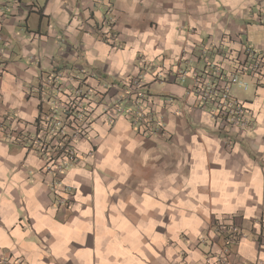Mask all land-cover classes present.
Segmentation results:
<instances>
[{
    "label": "crops",
    "instance_id": "obj_1",
    "mask_svg": "<svg viewBox=\"0 0 264 264\" xmlns=\"http://www.w3.org/2000/svg\"><path fill=\"white\" fill-rule=\"evenodd\" d=\"M263 23L264 0H0V124L34 131L37 89L51 72L77 74L94 91L89 134L76 143L83 163L63 177L70 208L54 205L40 157L0 132V260L205 264L206 253L210 262L220 254V221L243 234L233 263L264 264V90L250 79L247 90L233 88L249 124L231 129L227 146L189 81L167 73L182 50L184 64L198 66L206 43L264 49ZM110 34L116 45L104 41ZM136 75L163 118L159 134L101 114L99 98Z\"/></svg>",
    "mask_w": 264,
    "mask_h": 264
},
{
    "label": "built area",
    "instance_id": "obj_2",
    "mask_svg": "<svg viewBox=\"0 0 264 264\" xmlns=\"http://www.w3.org/2000/svg\"><path fill=\"white\" fill-rule=\"evenodd\" d=\"M17 3L18 0H13ZM109 11V10H108ZM114 18L107 19L108 26ZM264 25V23H263ZM105 36V35H104ZM104 41L116 45L113 35H106ZM184 55L176 58L174 68L167 71L180 82L189 81L186 87L198 106L205 109L216 131L223 134V141L231 146L230 130L247 128L248 108L242 100L232 93L234 87L247 90L253 84L264 90V49L251 44H243L238 49L227 50L215 44H202L198 47V66L185 65ZM143 68L153 69L150 61L142 58ZM167 73L165 75H167ZM155 76L163 77L157 72ZM65 81H70L66 83ZM124 89L113 99L98 98L103 105L102 116L112 124L119 116H125L132 127L145 135H156L163 131V118L154 114L150 93L145 90L143 78L136 75L126 79ZM39 112L33 123V132L27 130L15 134L10 128L0 124V132L9 142L22 146L26 151L36 154L42 160V170L50 176L49 189L56 207L70 208L73 192L64 183L66 171L74 165L83 163V157L76 143L86 139L94 119L89 104L93 102V90L82 85L77 74L54 71L41 78L38 86ZM15 134V135H14ZM87 155H92L89 151ZM213 226L222 239L220 254L206 253L205 264H235L230 260V248L243 237L241 228L234 223L215 221ZM261 237L264 238V225ZM200 237L202 243L206 242ZM0 264H22L20 260L2 259Z\"/></svg>",
    "mask_w": 264,
    "mask_h": 264
},
{
    "label": "rangeland",
    "instance_id": "obj_3",
    "mask_svg": "<svg viewBox=\"0 0 264 264\" xmlns=\"http://www.w3.org/2000/svg\"><path fill=\"white\" fill-rule=\"evenodd\" d=\"M233 91V90H232Z\"/></svg>",
    "mask_w": 264,
    "mask_h": 264
}]
</instances>
